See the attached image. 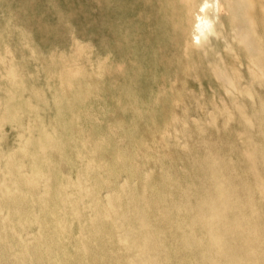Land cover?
<instances>
[{"label":"rangeland","instance_id":"rangeland-1","mask_svg":"<svg viewBox=\"0 0 264 264\" xmlns=\"http://www.w3.org/2000/svg\"><path fill=\"white\" fill-rule=\"evenodd\" d=\"M202 2L217 4L194 0ZM138 5L128 1L124 12L117 0H0V215L8 226L0 216V264H264V70L248 72L243 59L202 70L201 58L170 53L168 32L144 18ZM252 13L257 33L246 28L245 42L258 52L254 35L260 26L257 11ZM46 135L55 143L49 136L46 142ZM78 149L87 155H74ZM37 176L42 181L35 182ZM68 204H78L76 217ZM213 205H227V219L244 220L254 234L219 223L216 236L226 249L207 250L216 241L206 234L199 211Z\"/></svg>","mask_w":264,"mask_h":264},{"label":"bare ground","instance_id":"bare-ground-1","mask_svg":"<svg viewBox=\"0 0 264 264\" xmlns=\"http://www.w3.org/2000/svg\"><path fill=\"white\" fill-rule=\"evenodd\" d=\"M108 1V0H107ZM128 1H131V0H117V4H118V7H120V8H122V11H124V9L125 8H127V6H126V2H128ZM216 1H217V4L216 5H212V6H210V7H207L206 6V2H202V3H199V4H195L194 3V0H139V8H140V13H141V15L144 17V18H151V19H153V20H156L159 24H161L162 25V29H163V31H166V32H168V38H169V40H170V43H172V49H171V51H170V53H173V54H176V55H178V56H187V57H192V56H197L198 58H201V60H203V63L200 65L202 68V70H204V69H208V68H212V67H215V65L217 64V61H228V63H232V61L234 62V60H237V59H243V63H242V65H244L245 66V68H247L246 70H248V72H252V73H255V71H257V72H261L262 70H264V0H256V1H253V0H215V3H216ZM109 3V2H108ZM207 5H209V4H207ZM129 6V5H128ZM99 9V8H98ZM257 11V15H256V19H258V21H259V26H260V28H259V31H258V34L257 35H254V39L256 40V45H257V48H258V52L256 51V50H253V46L252 47H250L249 46V43H246L245 42V39H246V36H247V34L244 32L245 31V29L247 28L248 29V31H252V32H254L253 31V29L255 28H253L252 29V26H253V20H254V15H253V11ZM125 12V11H124ZM96 19V18H95ZM239 19H241V21L239 20ZM190 24H191V26H190ZM256 29V28H255ZM242 32H244V33H242ZM256 32V31H255ZM94 33V32H93ZM257 33V32H256ZM252 34H254V33H252ZM86 37V36H85ZM48 45V44H47ZM48 48V47H47ZM50 49V48H49ZM65 50V49H64ZM63 50V51H64ZM9 51V50H8ZM49 53V52H48ZM58 54V53H57ZM260 59L261 60H263V62L260 64ZM196 63V62H195ZM199 63L200 62H198V65H199ZM197 64V63H196ZM232 65V64H231ZM67 66V65H66ZM221 66V65H220ZM226 66V64H223L220 68L222 69V70H224L225 68H227V67H225ZM219 67V66H218ZM34 68H35V65H34ZM125 69V68H124ZM230 69V68H229ZM10 70V69H9ZM216 70H218V69H216ZM12 71V70H11ZM20 71V70H19ZM27 72V71H26ZM25 72V73H26ZM70 72V71H69ZM215 72V71H214ZM221 73V72H220ZM219 73V74H220ZM225 73V72H224ZM235 73V72H234ZM234 73H233V75H234ZM262 73V72H261ZM36 74V73H35ZM38 75H41V74H38ZM15 76V75H14ZM136 77V76H135ZM228 77V75L227 74H225V78H227ZM255 77V76H254ZM258 77V76H257ZM6 78V77H5ZM8 78V77H7ZM17 78V77H16ZM29 78V77H28ZM28 78H26V79H28ZM32 78H34V77H32ZM217 78V77H216ZM223 78V77H222ZM218 79V78H217ZM13 80V79H12ZM15 80V79H14ZM219 80V79H218ZM217 80V81H218ZM229 80V79H228ZM220 81V80H219ZM221 81H222V79H221ZM231 81H233L232 79L230 80V82ZM229 82V83H230ZM240 82V81H239ZM259 82V81H258ZM219 83V82H218ZM232 83V82H231ZM11 84H13V82L11 83ZM150 84V83H149ZM225 84H227V83H225ZM225 84H223V88H224V85ZM244 84V83H243ZM246 84V83H245ZM34 85V84H33ZM221 85V84H220ZM234 85H235V83H234ZM28 86V85H27ZM244 86V85H243ZM0 87H1V84H0ZM32 87V86H31ZM229 87H233V89H235V87L234 86H232V84H230V86ZM8 88H10V86L8 87ZM17 88V87H16ZM21 88H22V84H21ZM24 88L26 89V87H25V84H24ZM14 89V88H13ZM29 89V88H28ZM22 90V89H21ZM17 91V90H16ZM20 91V90H19ZM55 91V90H54ZM229 92L231 91V90H228ZM248 91V90H247ZM10 93V92H9ZM13 93V92H12ZM33 93V92H32ZM37 93V92H36ZM35 93V94H36ZM15 94V93H14ZM13 94V95H14ZM39 94V93H38ZM231 94H234V93H232L231 92ZM250 94V93H249ZM5 95V94H4ZM10 95V94H9ZM34 95V94H33ZM262 95V94H261ZM8 96V95H7ZM22 96V95H21ZM37 96V95H36ZM43 96V95H42ZM230 96V95H229ZM4 97H6V96H4ZM12 97V96H11ZM17 97H20V95H18ZM231 97H232V95H231ZM230 97V98H231ZM233 97H236V96H234L233 95ZM30 98V97H29ZM40 98V97H39ZM57 98V97H56ZM32 99V98H31ZM41 99V98H40ZM236 99V98H235ZM29 100V99H28ZM37 100H38V98H37ZM36 100V101H37ZM126 100V99H125ZM22 101V100H21ZM20 101V102H21ZM29 101H31V100H29ZM33 101V100H32ZM41 101H42V99H41ZM35 102V101H34ZM44 103V102H43ZM20 104V103H19ZM18 104V105H19ZM40 104V103H39ZM41 104H42V102H41ZM63 103H61V104H59V105H62ZM115 104H117V103H115ZM17 105V106H18ZM32 106H33V104H32ZM32 106H31V108H32ZM4 108V107H3ZM21 108V107H20ZM24 108V107H23ZM30 108V109H31ZM28 109V108H27ZM33 109H35L34 108V106H33ZM59 109H60V106H59ZM7 110H9V108H7ZM7 110H5V111H7ZM25 111V110H24ZM44 111V110H43ZM138 111V110H137ZM20 113V112H19ZM34 114H37V113H35L34 112ZM40 113H38L37 115H39ZM49 115V114H48ZM31 116H32V114H31ZM36 116V115H35ZM74 116V115H73ZM26 117H27V115H26ZM40 117H42V116H40ZM40 117H39V119H37L39 122H38V124L40 123ZM44 117H45V115H44ZM54 117V116H53ZM52 117V118H53ZM92 117V116H91ZM74 118H75V116H74ZM79 118V117H78ZM88 118V117H87ZM29 120H31L30 118H28ZM45 119V118H44ZM18 122V121H17ZM33 122H35L34 120H33ZM30 123V122H29ZM41 123H43V122H41ZM40 123V124H41ZM73 123H74V121H73ZM18 124V123H17ZM31 124V123H30ZM229 124V123H228ZM19 125V124H18ZM46 125H48V123H46ZM50 125H51V127L53 128V126H52V124L50 123ZM7 126V125H6ZM13 126V125H12ZM39 126V125H38ZM44 126V125H43ZM55 126V125H54ZM172 126V125H171ZM201 126V125H200ZM2 127V126H1ZM36 127H37V123H36ZM75 127V126H74ZM115 127V126H114ZM114 127H113V130H114ZM21 128V127H20ZM44 128V127H43ZM55 128V127H54ZM66 128V127H65ZM64 128V129H65ZM204 128V127H203ZM208 128V127H207ZM64 129H62V130H64ZM72 129L74 130L75 128H73L72 127ZM186 129V128H185ZM198 129V128H197ZM199 129H200V127H199ZM29 130V129H28ZM44 130V129H43ZM42 130V131H43ZM46 130V129H45ZM73 130H72V132H73ZM204 130V129H203ZM7 132H8V130H6ZM40 131V130H39ZM41 131V132H42ZM52 131V130H51ZM54 131V130H53ZM52 131V132H53ZM56 131V130H55ZM75 131H76V129H75ZM81 131V130H80ZM46 132V131H45ZM44 132V133H45ZM60 132H61V130H60ZM59 132V133H60ZM64 132V131H63ZM66 132V131H65ZM78 132V131H77ZM111 132H112V130H111ZM115 132V131H114ZM32 133V132H31ZM43 133V134H44ZM80 133V132H79ZM126 133V132H125ZM191 133V132H190ZM22 134V133H21ZM24 134V133H23ZM30 134V133H29ZM97 134V133H96ZM100 134V133H99ZM98 134V135H99ZM101 134H103V133H101ZM115 134V133H114ZM165 134H166V132H165ZM178 134V133H177ZM180 134V133H179ZM45 135V134H44ZM44 135H43V137H44ZM54 135H55V133H54ZM60 135V134H59ZM82 135H83V132H82ZM105 135V134H104ZM113 135V134H112ZM1 136V135H0ZM17 136H19V135H17ZM47 136H49V135H46L45 137H47ZM61 136V135H60ZM63 137H64V134L62 135ZM71 136H73V133H71ZM84 136V135H83ZM83 136H80V137H83ZM3 137V136H2ZM1 137V138H2ZM32 138H33V136H31ZM31 137H30V140H31ZM50 137V139H52V137L51 136H49ZM49 137H47L48 138V141H47V138H46V142H49L50 141V139H49ZM55 137H56V135H55ZM58 137V136H57ZM87 137V136H86ZM108 137H109V135H108ZM113 137H114V135H113ZM183 137V136H182ZM35 138V137H34ZM65 138H67V137H65ZM75 137L73 136V138H72V141L74 142L75 141V139H74ZM90 138L92 139V137L90 136ZM90 138H89V141H90ZM111 138H112V136H111ZM116 138V137H115ZM117 138H118V136H117ZM123 138V137H122ZM190 138V137H189ZM15 139V138H14ZM87 139L88 138H85V140L87 141ZM101 139V138H100ZM99 139V140H100ZM105 139V138H104ZM103 139V137H102V140H104ZM107 139V138H106ZM113 139V138H112ZM2 140V139H1ZM27 140H28V138H27ZM41 140H43V139H41ZM60 140V139H59ZM62 140H65L64 138L62 139ZM67 141H68V139H66ZM81 141H84V139H80ZM92 140H94V139H92ZM108 140H110V137H109V139H107L106 141H108ZM114 140V139H113ZM196 140V139H195ZM35 141V140H34ZM44 141V140H43ZM58 141V140H57ZM105 140H104V142H103V144L105 143H107L108 144V142H106ZM110 141H112V140H110ZM42 142V141H41ZM52 142H54L53 141V139H52ZM52 142H50V143H52ZM65 142V141H64ZM64 142H62V144H66V143H64ZM76 142V141H75ZM75 142L73 143L74 144V146L76 147V145H75ZM113 142V141H112ZM126 142V141H125ZM27 143V144H26ZM35 143H36V141H35ZM50 143H49V145H50ZM55 143V142H54ZM58 143H60V141L58 142ZM84 143H85V141H84ZM100 143V142H99ZM110 144H112L111 142H109ZM115 143V142H114ZM117 143V142H116ZM173 143V142H172ZM176 143V142H175ZM26 144V145H25ZM31 144H32V146H33V143L31 142ZM48 144V143H47ZM86 144V143H85ZM85 144H84V146H85ZM101 144H102V141H101ZM134 144H135V142H134ZM18 145V144H17ZM22 145H25V146H29V144H28V142H24ZM53 145H57V144H53ZM83 145V144H82ZM119 145V144H118ZM123 145H124V143H123ZM149 145V144H148ZM147 145V146H148ZM173 145H175V144H173ZM172 145V146H173ZM262 145V144H261ZM25 146H23V148L25 147ZM39 146V145H38ZM42 146H45L46 147V143L44 144V145H41V147ZM52 146V145H51ZM59 146L61 147V144H59ZM69 146H71L70 144H69ZM84 146H83V148H84ZM91 145H89V147H90ZM96 146V145H95ZM112 146H113V144H112ZM165 146H167V145H165ZM192 146V145H191ZM54 147V146H53ZM65 147H67V145H65ZM64 146H63V148H65ZM88 147V148H89ZM92 147H94V146H92ZM102 147H103V145H102ZM101 147V149H103ZM106 147H108L107 145H106ZM128 147V146H127ZM150 147V146H149ZM168 147V146H167ZM7 148H9V150H11V149H13L14 147L13 146H7ZM21 148V147H20ZM49 148H51L50 146H49ZM48 148V149H49ZM56 148V147H55ZM62 148V149H63ZM87 148V149H88ZM91 148V147H90ZM89 148V149H90ZM95 148V147H94ZM94 148L91 150V152L94 150ZM105 148V147H104ZM119 148H120V146H119ZM121 148H122V146H121ZM129 148V147H128ZM134 148V147H133ZM164 148V147H163ZM163 148L161 149V150H163ZM42 150V148H38V151L39 150ZM61 149V151H63ZM68 149V148H67ZM71 149H72V147H71ZM100 149V152H101V154L103 153V151ZM123 149V148H122ZM178 149V148H177ZM193 149V148H192ZM8 150V149H7ZM23 150V149H22ZM50 150V149H49ZM57 149H55V151H56ZM69 150V149H68ZM73 150H76V149H73ZM72 150V151H73ZM80 150H81V148H80ZM80 150L78 149L77 151H79L78 153H77V151H76V153L77 154H75L74 153V155H77L78 156V154L80 153ZM104 150V149H103ZM106 151H107V149H105ZM126 150V149H125ZM159 150V149H158ZM27 151V150H26ZM35 151V150H34ZM55 151H53V152H55ZM58 151H60V148L58 149ZM58 151L56 152L57 154H58ZM71 151V150H70ZM37 152V151H36ZM42 152H44V150H42ZM45 152H46V150H45ZM84 152V151H83ZM109 152V151H108ZM159 152V151H158ZM0 153H1V151H0ZM17 153V152H16ZM34 153V152H33ZM33 153L31 154V153H29L31 156H33ZM113 153V152H112ZM117 153V152H116ZM127 153H128V155H129V153H130V151H127ZM135 153V152H134ZM140 153H142V152H140ZM27 154V153H26ZM56 154V155H57ZM80 154H82V153H80ZM86 155H87V153H85ZM85 154H82V157H84V155ZM91 154V153H90ZM90 154H88V156L90 157L91 155ZM93 154H94V151H93ZM114 154V153H113ZM136 154V153H135ZM164 154V153H163ZM5 155H6V153H5ZM12 156H14L13 154H11ZM24 155V154H23ZM30 155H29V157H30ZM35 155H37V153L35 154ZM40 155V154H39ZM52 154H48V156H51ZM73 155V156H74ZM123 155V154H122ZM138 155V154H137ZM154 155V154H153ZM162 155V154H161ZM160 155V156H161ZM248 155V154H247ZM25 156V155H24ZM42 156H44V153H43V155ZM94 156V155H93ZM99 156V155H98ZM106 156V155H105ZM115 156V155H114ZM118 156V155H117ZM141 156H143V155H141ZM158 156V155H157ZM156 156V157H157ZM250 156V155H249ZM8 157V156H7ZM16 157V156H15ZM33 157H35V156H33ZM33 157H32V159H33ZM37 157H38V155H37ZM36 157V159H38ZM47 157V156H46ZM45 157V158H46ZM62 157V156H61ZM79 157H80V155H79ZM100 157V156H99ZM162 157V156H161ZM160 157V158H161ZM0 158H2V157H0ZM5 158V157H4ZM13 158V157H12ZM17 158V157H16ZM16 158L14 159L15 161H16ZM51 158H52V156L50 157V159L49 160H51ZM58 158H60V157H58ZM63 158V157H62ZM61 158V159H62ZM91 158V157H90ZM89 158V159H90ZM93 158V157H92ZM118 158V157H117ZM142 158V157H141ZM144 158V157H143ZM23 159V158H22ZM32 159H30L31 161H32ZM47 159V158H46ZM77 159V158H76ZM106 159V158H105ZM123 158H121V160H122ZM156 159V158H155ZM159 158L157 157V160H158ZM13 160V159H12ZM18 160H21L20 158H18L17 159V161ZM34 161H33V163L34 162H36V160H35V158L33 159ZM48 160V161H49ZM54 160V159H53ZM52 160V161H53ZM78 160V159H77ZM80 160H82V158L80 157ZM91 160V159H90ZM90 160H88L89 162H91ZM118 160H120V158H118ZM138 160H139V158H138ZM137 160V161H138ZM11 161V159L9 160V162ZM16 161V162H17ZM41 161H42V159H41ZM40 161V162H41ZM44 161V160H43ZM46 161V160H45ZM48 161H46V164L48 163L49 164V166H51L50 165V163L51 162H48ZM64 161V160H63ZM87 160H86V162H88ZM94 161V160H93ZM95 161H96V159H95ZM109 161V160H108ZM115 161V160H114ZM142 162H143V160H141ZM159 161L160 162H162V160L161 159H159ZM16 162H15V164H16ZM23 162V161H22ZM25 162H26V159H25ZM24 162V163H25ZM83 162V161H82ZM107 162V161H106ZM116 162V161H115ZM123 162V161H122ZM158 162V161H157ZM21 162H19V164H20ZM24 163H21V164H23L24 165ZM55 163V162H54ZM59 163V162H58ZM74 163V162H73ZM93 163V162H92ZM95 163H97L98 165L101 163L100 161L99 162H95ZM117 164H118V162H116ZM135 163H137V162H135ZM144 163V162H143ZM30 164H32V163H30ZM41 164H43V163H41ZM45 164V165H46ZM48 164H47V166H46V169L49 167L48 166ZM67 164V163H66ZM75 164V163H74ZM87 164V163H86ZM94 164V163H93ZM108 164V163H107ZM110 164V163H109ZM108 164V165H109ZM159 164V163H158ZM12 165H14L13 163H12ZM27 165H28V163H27ZM35 165H37V164H35ZM34 165V167H36ZM54 165V164H53ZM55 165H56V163H55ZM58 165V164H57ZM64 165V164H63ZM95 165V164H94ZM134 165V164H133ZM138 165H139V163H138ZM160 165V164H159ZM16 166H17V164H16ZM22 165H20V167H21ZM25 166V165H24ZM24 166H22V167H24ZM32 166H33V164H32ZM101 166V165H100ZM118 167H121L120 165H117ZM8 167H10V165L8 166ZM12 167V166H11ZM31 166L29 165V168H30ZM39 167V166H38ZM43 167V166H42ZM85 167V166H84ZM92 167V166H91ZM91 167H90V169H91ZM103 167V166H102ZM137 166H135V167H133V168H136ZM147 167H149V166H147ZM4 168H6V166L4 167ZM14 168V167H13ZM12 168V169H13ZM16 168V167H15ZM14 168V171L13 172H10V175H11V173H12V175L15 173V169ZM32 168V167H31ZM80 168H82V167H80ZM87 168H88V165H87ZM94 168H99L97 165H96V167H94ZM103 168H105V167H103ZM20 168L18 167V170H19ZM38 169V168H37ZM40 169H42L43 170V172L44 171H46V169H45V167H44V169L43 168H40ZM49 169V170H48ZM47 170H48V172H52L53 170L51 169V167H49ZM50 169H51V171H50ZM77 170V172H78V169L79 168H76ZM83 169H86V168H83ZM92 169H93V167H92ZM100 169V168H99ZM99 169H98V171H99ZM113 169V168H112ZM139 169L141 170V168L139 167ZM2 170V169H1ZM8 170H10V169H8ZM7 170V171H8ZM22 170V171H21ZM21 170H20V172H23V170H24V168L22 169L21 168ZM93 170H95V169H93ZM139 170V171H140ZM146 170V169H145ZM6 171V172H7ZM40 171V172H39ZM38 172L39 173H41L42 171L41 170H39ZM63 171L65 172V169L64 170H62V173H63ZM96 172H97V170H95ZM100 171H102V172H104L103 171V169L102 170H100ZM116 171H117V169H116ZM5 172V171H4ZM20 172L19 173H17V175L19 174L20 175ZM28 171L26 170L25 171V173H27ZM31 172H33V171H31ZM30 172V173H31ZM37 172V173H38ZM67 172H69V171H67ZM76 172V173H77ZM79 172H81V170L79 171ZM78 172V173H79ZM84 172H86L87 173V170H85ZM108 172H112V171H108ZM123 172V171H122ZM144 172V171H143ZM146 172V171H145ZM9 173V172H8ZM46 173H47V171L45 172V175H46ZM90 173H92V172H89V175H90ZM99 173H101V172H99ZM147 173V172H146ZM5 174V173H4ZM16 174V173H15ZM42 174V173H41ZM41 174H37L38 176H40ZM48 174V173H47ZM53 173H51V175H52ZM81 174V176L79 177H77L78 179H75L76 181H75V183H74V185H76V186H79V184H80V182L81 181H79V178H81L84 174L83 173H80ZM93 174H95L94 172H93ZM98 174V173H97ZM138 174V173H137ZM141 174V173H140ZM9 175V176H10ZM11 175V176H12ZM49 175H50V173H49ZM50 175V176H51ZM68 176H71V174H67ZM112 175V174H111ZM11 176H10V178H11ZM35 176H36V174H35ZM37 176V177H38ZM43 176H44V174H43ZM55 176V175H54ZM63 176H64V174H63ZM66 176V175H65ZM64 176V177H65ZM123 176V175H122ZM142 176H143V174H142ZM18 177H20V176H18ZM37 177H36V179L34 180L35 182H36V180H41V178H42V176H40L41 178H39L38 177V179H37ZM52 177H53V175H52ZM51 177V178H52ZM84 177V176H83ZM89 177H92V175L91 176H89ZM4 178H5V176H4ZM13 178H14V183H15V179H16V177L15 176H13ZM13 178H11L10 180L12 181L13 180ZM21 178V177H20ZM32 178H34V177H32ZM49 179H47V180H49V182H51V179H50V177H48ZM67 178V177H66ZM96 178V177H95ZM126 178V177H125ZM21 179H23V178H21ZM31 179V178H30ZM64 179V178H63ZM84 179V178H83ZM25 180V179H24ZM68 180H70V179H68ZM3 181H4V179H3ZM2 181V182H3ZM6 181V180H5ZM5 181H4V183H5ZM26 181H27V179H26ZM29 181H31V180H29ZM42 181V180H41ZM71 181V180H70ZM88 181V180H87ZM101 181H102V179H101ZM105 181V180H104ZM118 181V180H117ZM1 182V183H2ZM21 183L23 182V181H20ZM32 182H33V180H32ZM52 182L53 183H55L54 182V180H52ZM61 182H63L62 180H61ZM8 183H9V181H8ZM14 183H12L13 185H14ZM26 183H28V182H25L24 183V185L25 186H27L26 185ZM30 183V182H29ZM29 183H28V185H29ZM38 183H39V181H38ZM37 183V184H38ZM64 184H65V182H63ZM62 183V185L60 186V187H64V184ZM72 183H73V181H72ZM71 183V184H72ZM89 183V182H88ZM119 183H120V181H119ZM11 184V183H10ZM19 184V183H18ZM33 184H35V183H33ZM32 184V185H33ZM37 184H35V185H37ZM40 184V183H39ZM42 184V183H41ZM43 184H45V182H43ZM60 184V183H59ZM58 184V185H59ZM68 184L70 185V183L68 182L67 183V185L66 186H68ZM91 184V183H90ZM92 184H93V182H92ZM5 185V184H4ZM31 185V186H32ZM3 188L5 187V186H3V183H2V185H1ZM18 186V185H17ZM39 186V185H38ZM91 186V185H90ZM104 186V185H103ZM8 186H6L5 188H7ZM10 187V186H9ZM37 187V186H36ZM94 187V186H93ZM13 188V187H12ZM17 189H15L16 191L17 190H19L18 189V187H16ZM39 188H40V186H39ZM38 188V189H39ZM49 188V187H48ZM55 188V187H54ZM9 189V188H8ZM58 189H59V187H58ZM66 189V188H65ZM88 189V188H87ZM86 189V190H87ZM6 190V189H5ZM34 190V189H33ZM40 190V189H39ZM46 190V189H45ZM48 190V189H47ZM46 190V191H47ZM57 190V189H56ZM61 190V189H60ZM90 190V189H89ZM89 190H87V192L89 191ZM107 190V189H106ZM0 191H1V187H0ZM14 191V190H13ZM22 192H23V190H21ZM27 191V190H26ZM32 191V190H31ZM93 191V190H92ZM21 192V193H22ZM30 192V191H29ZM29 192H28V194H29ZM32 192H34V191H32ZM86 192V193H87ZM107 192V191H106ZM12 193V192H11ZM35 193V192H34ZM63 193H65V191L63 192ZM69 193V192H68ZM91 193V195H92V193L93 192H90ZM1 194V193H0ZM5 194H6V192H5ZM10 194V193H9ZM9 194H7V195H9ZM19 194V193H18ZM22 194H24V192L22 193ZM22 194H20L21 196H19V197H21L22 198V196L24 197V195H22ZM60 194H62L61 192H60ZM59 194V195H60ZM88 195H90L89 194V192L87 193ZM251 194V193H250ZM3 195V194H2ZM1 195V196H2ZM6 195V196H7ZM27 195V194H26ZM47 195V194H46ZM56 195H58V194H56ZM55 195V196H56ZM69 195V194H68ZM252 195V194H251ZM32 196V195H31ZM30 196V197H31ZM33 196H34V194H33ZM55 196H54V198H55ZM75 196V195H74ZM11 197V196H10ZM13 197V196H12ZM17 197V196H16ZM15 197V198H16ZM18 197V198H19ZM36 197V196H35ZM39 197V196H38ZM37 197V198H38ZM48 197H49V195H48ZM58 197V196H57ZM61 197H63V196H61ZM253 197V196H252ZM21 198H19V199H21ZM50 198H52V196L50 197ZM69 198H71V197H69ZM69 198H67V199H69ZM10 199V198H9ZM23 199V198H22ZM43 199H44V197H43ZM49 199V198H48ZM239 199V198H238ZM242 199V198H241ZM0 200H1V198H0ZM11 200V199H10ZM13 200V199H12ZM35 200H36V198H35ZM34 200V201H35ZM38 200V199H37ZM81 200V202H82V200H83V198H80L78 201H80ZM87 200V199H86ZM20 201V200H19ZM42 201H44V200H42ZM251 201V200H250ZM38 202V201H37ZM198 202V201H197ZM263 202V201H262ZM20 203V202H19ZM34 203V202H33ZM46 203H47V201H46ZM145 203V202H144ZM143 203V204H144ZM27 204V203H26ZM67 204V203H66ZM64 205H65V203H64ZM68 205H70V204H68ZM81 205H82V203H81ZM89 204H87V206H88ZM145 205V204H144ZM158 205V204H157ZM156 205V206H157ZM160 205V204H159ZM228 205H230V204H228ZM10 206V205H9ZM13 206H15V205H13ZM20 206V205H19ZM25 206V205H24ZM34 206V205H33ZM43 206H44V204H43ZM58 206V205H57ZM163 206V205H162ZM28 208H29V204H28V206H27ZM70 208H71V205L69 206ZM73 207H74V210L72 211V212H74V214L72 215V217H76V211H75V208L76 209H78V204H74V205H72V208L71 209H73ZM158 207V206H157ZM161 207V206H160ZM3 208V207H2ZM2 208H0L1 210H2V213H3V209ZM5 208V207H4ZM10 208V207H9ZM21 208V207H20ZM150 208V207H149ZM212 210H210V211H207V210H200L199 211V216L203 219V221H204V223H205V225L207 226V230H206V234H209V238L211 239V240H213V241H216L215 243H214V245H209V246H207V250H214V251H216V252H221V251H223L224 249H226V243L224 242V241H221V240H219V239H217V236H216V234H219L217 231H218V226H219V223H223V224H226V225H228L231 229H233V230H236L237 232H241V234H247V236L249 237V234H254V227L253 226H251V224H249V223H247V222H245L244 220H240V221H238V220H235V221H231L230 219H227V217H226V215H225V210L228 208V206L227 205H224V206H219V205H213L212 207ZM14 209H15V207H14ZM17 209V208H16ZM15 209V211L17 212L18 210H16ZM23 209V208H22ZM25 209L27 210V208H26V206H25ZM70 209V210H71ZM7 210H9V209H7ZM12 210V209H11ZM11 210H9L10 211V213L11 214H13V213H15V212H13V211H11ZM20 210V209H19ZM50 211V210H49ZM88 211H89V209H88ZM238 211H240V210H238ZM237 211V212H238ZM19 212V211H18ZM17 212V213H18ZM24 211H22V213H23ZM41 212V211H40ZM1 212H0V214H2ZM9 213V214H10ZM65 212H63V214H64ZM28 214V213H27ZM30 214V213H29ZM28 214V215H29ZM33 214V213H32ZM52 214V213H51ZM51 214H50V216H51ZM79 214V213H78ZM102 214V213H101ZM112 214H114V213H112ZM6 215H8V213L6 214ZM18 214H16V216H17ZM35 215V214H34ZM66 215V214H65ZM64 215V216H65ZM0 216H2V215H0ZM12 216V215H11ZM63 216V215H62ZM116 216V215H115ZM5 217V216H4ZM30 217V216H29ZM37 217H39V216H37ZM46 217V216H45ZM60 218V217H59ZM107 219L109 218V217H106ZM111 218H112V215H111ZM0 219H1V217H0ZM4 218H3V216H2V220H3ZM7 219H10L9 217L7 218ZM19 218H17L16 217V220H18ZM46 219V218H45ZM15 221V219H13L12 218V221ZM4 221V220H3ZM61 221V220H60ZM59 221V223H57L58 225L60 224V223H62L63 224V220L60 222ZM0 222H1V220H0ZM7 223V221H6V218H5V221H4V225L5 226H7L6 225V223ZM16 222H18V221H16ZM16 222H15V224H16ZM54 222H56L55 220H54ZM9 223H10V220H9ZM13 223L14 222H12V225H13ZM71 223V222H70ZM14 224V225H15ZM19 226H20V224L19 223H17ZM16 224V225H17ZM54 224V223H53ZM62 224H60L61 226H62ZM1 225H2V223H1ZM1 225H0V227H1ZM13 225V226H14ZM26 225V224H25ZM59 225V226H60ZM70 225H72V224H70ZM19 226L17 227V229H19ZM39 226H40V224H39ZM8 227V226H7ZM28 227V226H27ZM30 227H31V224H30ZM12 228V227H11ZM25 228V227H24ZM5 228L3 227V230H4ZM7 229V228H6ZM5 229V230H6ZM27 229V228H26ZM26 229H24V230H26ZM31 229V228H30ZM59 229V228H58ZM4 230V234H5V231ZM27 230H29V228L27 229ZM55 230V229H54ZM62 231H63V228H62ZM50 232V231H49ZM65 232V231H64ZM63 232V233H64ZM22 233V232H21ZM264 233V232H263ZM23 234V233H22ZM21 234V235H22ZM214 234V235H213ZM1 235V234H0ZM50 236V235H49ZM260 236V235H259ZM72 237V236H71ZM103 237V236H102ZM261 237V236H260ZM15 238V237H14ZM62 238V237H61ZM104 238V237H103ZM3 240L2 241H4V238H2ZM19 239H20V237H19ZM58 239V238H57ZM59 239H60V237H59ZM9 240V239H8ZM21 240V239H20ZM100 240H102V239H100ZM6 241V240H5ZM5 241H4V243H5ZM60 241V240H59ZM71 241V240H70ZM105 241V240H104ZM127 241V240H126ZM220 241V242H219ZM0 242H1V240H0ZM7 242V241H6ZM21 242V241H20ZM93 242V241H92ZM125 242V241H124ZM18 243V242H17ZM74 243H76V242H74ZM126 243V242H125ZM253 243V242H252ZM1 244H3V243H0V245ZM6 244V243H5ZM72 244V243H71ZM7 245V244H6ZM5 245V246H6ZM8 245H11V244H8ZM2 247H3V245H1ZM12 246V245H11ZM14 246V245H13ZM57 246V245H56ZM59 246V245H58ZM106 247V246H105ZM6 248V247H5ZM9 248V247H8ZM48 248V247H47ZM49 248H51V246L49 247ZM69 248V247H68ZM17 249V248H16ZM37 249V248H36ZM39 249V248H38ZM52 249V248H51ZM103 249V248H102ZM106 249V248H105ZM119 249V248H118ZM49 250V249H48ZM61 251L63 250V249H60ZM104 250V249H103ZM109 250V249H108ZM32 251V250H31ZM36 251V250H35ZM52 251V250H51ZM112 250L110 249V252H111ZM116 251V250H115ZM119 251V250H118ZM37 252V251H36ZM36 252H35V254L34 255H36ZM12 253V252H11ZM16 253V252H15ZM142 253V252H141ZM105 254H106V252H105ZM11 255V254H10ZM33 255V254H32ZM71 255V254H70ZM108 255V254H107ZM117 255V254H116ZM3 256V255H2ZM7 256V255H6ZM38 256V255H37ZM39 256L41 257V254H39ZM43 256H45L46 258H49L48 256H46V254L44 255L43 254ZM60 257H61V255H59ZM8 257H9V255H8ZM11 257V256H10ZM14 257V256H13ZM12 257V258H13ZM16 257V256H15ZM57 257V256H56ZM39 258V257H38ZM113 258V257H112ZM8 259V258H7ZM10 259V258H9ZM14 259V258H13ZM43 259H44V257H43ZM72 259V258H71ZM253 260H255V259H252V260H250L249 261V264H257V262H256V260L255 261H253ZM31 261V260H30ZM100 261V260H99ZM118 261V260H117ZM5 262H6V260H5ZM42 262H43V260H42ZM48 262V261H47ZM82 263H83V261H81ZM96 262V261H95ZM94 262V263H95ZM10 263V262H9ZM32 263V262H31ZM85 264H86V262H84ZM106 263V262H105ZM6 264H8V263H6ZM98 264V263H97ZM230 264H240L239 262H237V261H233L232 260V262L230 263Z\"/></svg>","mask_w":264,"mask_h":264}]
</instances>
